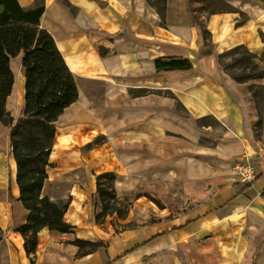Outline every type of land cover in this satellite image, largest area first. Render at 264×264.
<instances>
[{"label":"crops","instance_id":"1","mask_svg":"<svg viewBox=\"0 0 264 264\" xmlns=\"http://www.w3.org/2000/svg\"><path fill=\"white\" fill-rule=\"evenodd\" d=\"M17 1L24 8L43 3L39 26L52 35L77 86V100L53 123L40 194L67 202L63 219L72 229L41 227L34 250L26 252L19 229L29 211L19 200L10 127L0 122V264H264V257H256L264 240V149L250 136L236 86L217 62L220 52L236 45L262 53L264 8L240 22L230 12L209 15L214 49L201 55V27L190 24L187 0ZM235 36L240 38L232 40ZM22 55L10 60L13 84L4 104L13 122L24 110ZM163 55L187 57L193 69L157 73L154 59ZM205 116L220 121L230 136L221 151L258 159L257 177L249 186L227 181L213 190L211 182L195 192L190 187L199 150L186 152L183 196L188 205L196 204L171 205L163 192L151 193L148 176L130 174L139 168L132 154L149 156L144 147L150 141L154 147L170 144L167 138L176 139L175 145L191 143L183 136L191 138ZM105 172L114 173L116 198L130 200L122 217L108 212L96 218L102 211L96 177ZM162 175L172 180L180 173ZM139 189L162 205L147 194L132 196ZM76 239L98 246L79 254Z\"/></svg>","mask_w":264,"mask_h":264},{"label":"trees","instance_id":"2","mask_svg":"<svg viewBox=\"0 0 264 264\" xmlns=\"http://www.w3.org/2000/svg\"><path fill=\"white\" fill-rule=\"evenodd\" d=\"M43 10V3L24 8L17 0H0V122L10 127L9 143L16 162L19 200L29 211L27 222L19 229L27 253L34 250L36 233L41 227L59 231L72 229V225L63 219L67 202L61 203L40 195L49 164L54 136L53 123L67 106L77 100V86L73 74L52 35L39 26ZM193 13L194 10L187 0L186 14L189 22L201 27L205 43L207 35H210L209 31L202 20ZM261 38L264 45L262 34ZM245 50L246 46L236 45L220 52L217 55L219 65L226 70L227 66L222 62V58ZM20 52L23 54L21 67L24 77V110L13 122V118L5 111L4 104L13 84L10 60ZM249 55L264 61V46L260 55L251 52ZM154 67L157 73L193 69L189 58L176 55L156 57ZM227 73L238 81L232 73ZM206 117L208 116L203 118ZM114 177L113 172H105L96 177V191L102 204V211L96 218L106 214L109 200L128 199L116 198ZM254 180L246 183V186L251 185ZM112 212H116V209ZM74 243L79 247V254L91 252L98 246L95 242L79 239L74 240Z\"/></svg>","mask_w":264,"mask_h":264},{"label":"rangeland","instance_id":"3","mask_svg":"<svg viewBox=\"0 0 264 264\" xmlns=\"http://www.w3.org/2000/svg\"><path fill=\"white\" fill-rule=\"evenodd\" d=\"M153 2L160 5L161 0H153ZM189 3L194 10L193 14L202 20L205 27L207 17L214 13H234L238 17V22H240L247 19L255 10L264 8V0H189ZM239 38V36H235L232 40ZM213 49L211 36L207 35V40L199 54L211 53ZM249 52L246 47L245 51L233 56L227 55L223 57L222 62L227 66V71L219 66L232 79L240 95L250 136L255 144L264 149V61L250 56ZM235 59L237 60L235 61ZM227 72L232 73L238 81L236 82ZM130 93L135 94L137 92L131 91ZM183 115L185 116V114ZM183 138L191 141V143L185 140H178L181 145H175L174 141L176 139L167 138L170 144L154 147L150 141L149 146L144 147L149 152V156L141 159L139 155L137 157L136 153L132 154L134 156V165H139V168L130 169V174L135 177L142 174L148 176L150 185L155 190L151 193L155 197H157V192L159 191L163 192L162 195L166 197L165 202L171 205L190 207L196 204V202H192L188 205L189 201H185L183 196L186 191L187 159L185 154L186 152L194 154L193 152L196 150H199V152L194 154L195 182L190 187L195 192L205 191L211 186V182H215L214 190L221 183L241 180L249 173L251 178L257 177L258 172L255 166L258 159L245 156L232 157V152L229 148L228 153L220 150V145L230 144V136L225 133V126L216 118L208 116L197 120L195 131L191 133V138L188 136H183ZM202 148L214 149L215 153L210 152L205 155L204 151H201ZM148 167L149 171H146L145 169ZM169 170L179 172L180 175H175L172 180H168L163 177L162 173L167 174ZM151 193L139 189L132 196L147 194L153 203L161 206V199H155L150 195ZM261 196L264 199V188L261 190ZM60 202L64 203V201ZM129 204V198L120 201L109 200L106 213L116 209L115 216L122 217L127 212ZM256 257H264V240L256 252ZM248 264H251L250 261Z\"/></svg>","mask_w":264,"mask_h":264},{"label":"built area","instance_id":"4","mask_svg":"<svg viewBox=\"0 0 264 264\" xmlns=\"http://www.w3.org/2000/svg\"><path fill=\"white\" fill-rule=\"evenodd\" d=\"M251 176V174L249 173V174H247V176H244V178H242L240 181H241V183H244V184H246V183H251L253 180H254V178H251L250 177ZM247 180V181H246Z\"/></svg>","mask_w":264,"mask_h":264}]
</instances>
